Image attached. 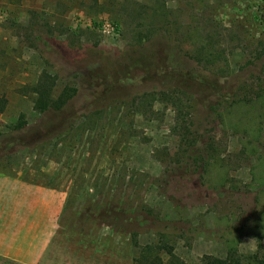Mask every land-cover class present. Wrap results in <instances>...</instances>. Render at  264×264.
Here are the masks:
<instances>
[{"label":"rangeland","instance_id":"1","mask_svg":"<svg viewBox=\"0 0 264 264\" xmlns=\"http://www.w3.org/2000/svg\"><path fill=\"white\" fill-rule=\"evenodd\" d=\"M49 75L55 97L78 93L42 115ZM258 94L264 0H0V144L21 116L37 127L29 148L0 150V174L39 187L37 205L26 188L5 194L0 252L13 260L0 264H133L148 244L187 264L230 244L243 263L264 257L249 230L264 210V123L248 136L227 121ZM119 208L137 236L114 230Z\"/></svg>","mask_w":264,"mask_h":264},{"label":"trees","instance_id":"2","mask_svg":"<svg viewBox=\"0 0 264 264\" xmlns=\"http://www.w3.org/2000/svg\"><path fill=\"white\" fill-rule=\"evenodd\" d=\"M56 82V76L49 75L37 84V97L34 102V109L42 115H48L49 113H63L78 93V89L76 87L67 86L58 97H55L54 90ZM179 90L189 94V92L185 89L179 88ZM6 105L7 99L5 97H0V113L4 112ZM263 111V94H258L253 100H248L246 98L238 99L234 101L230 108L227 109V114L229 116L231 115L234 120L227 119V121L229 122V125L235 129L239 128L240 125L245 124L244 126L246 132H244L248 136H253L255 132L254 126L262 125L264 123ZM248 114H252L251 117H248ZM222 117H224V115H222ZM224 119L226 121V117L223 118V121ZM32 129H37V127H30L24 116H21L17 124L13 126L9 133H7L5 139L0 144V150L3 155L9 154L10 152L13 154L15 150H21L22 148H29L30 145L26 142L29 139L28 134L31 133ZM257 135L253 137V140H259L260 136L258 137ZM17 138L20 139L17 140ZM215 163H218V160H216ZM220 163L221 165H216L223 168L224 165L222 161ZM206 167L207 170H209L212 165L208 163ZM253 174L255 180L259 181L261 186L264 187V178H261L254 173V170ZM110 210L111 209L105 211V213L111 215ZM117 212L118 216L115 217L116 224L113 227L114 230L123 233L128 232L131 236H137L138 233L136 231L131 229L128 230L126 228V223L136 220L134 214L130 211H126L124 208H119ZM250 229L260 242L261 246V241L264 236V210L258 212L257 217L252 221V226L249 227V230ZM162 251V245L148 244L140 249L139 255L134 259L133 264H187L184 260L173 254H169L165 259ZM245 260L246 263H243L242 258L239 255L237 245L230 244L228 246V254L225 259L206 255L201 260V264H264V257L260 254V252L246 256Z\"/></svg>","mask_w":264,"mask_h":264},{"label":"crops","instance_id":"3","mask_svg":"<svg viewBox=\"0 0 264 264\" xmlns=\"http://www.w3.org/2000/svg\"><path fill=\"white\" fill-rule=\"evenodd\" d=\"M21 187L26 188L25 190L30 192L32 197H31V199H29V202L31 204L37 205V203L39 201H38V199L36 197H37V191L39 190V187H35L33 185H30V184H28V183H26L24 181L22 183H20V178H12V177H9L6 174L1 173L0 174V207L3 204H5V200H4L5 194H10L11 193V189L21 188ZM41 200H40V204H42ZM1 217H3V214H0V218ZM34 218L35 219H33V221L35 222L36 225L39 224L40 231L42 233L43 229L45 227L44 226L45 218H43V217H40V219L37 218V217H34ZM0 223H1V221H0ZM0 257L13 260V257H11L10 255H7L6 253H2V252H0Z\"/></svg>","mask_w":264,"mask_h":264},{"label":"clouds","instance_id":"4","mask_svg":"<svg viewBox=\"0 0 264 264\" xmlns=\"http://www.w3.org/2000/svg\"><path fill=\"white\" fill-rule=\"evenodd\" d=\"M256 239H250L248 242H239L241 250H247L248 252H254Z\"/></svg>","mask_w":264,"mask_h":264}]
</instances>
